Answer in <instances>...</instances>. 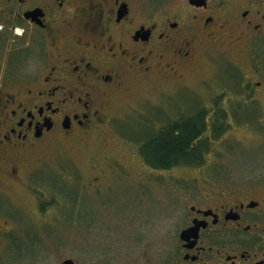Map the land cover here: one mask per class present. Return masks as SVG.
Returning a JSON list of instances; mask_svg holds the SVG:
<instances>
[{
    "label": "flooded vegetation",
    "instance_id": "1",
    "mask_svg": "<svg viewBox=\"0 0 264 264\" xmlns=\"http://www.w3.org/2000/svg\"><path fill=\"white\" fill-rule=\"evenodd\" d=\"M4 41L11 48L0 55V178L23 185L43 147L82 140L108 120L118 92L163 76L185 95L170 126L202 127L185 157L166 168L148 163L149 134L135 141L147 182L140 198L128 199L131 217L148 216V172L170 174L179 206L167 261L130 264H264V156L246 173L240 166L216 173L208 156L225 130L235 137L247 126L264 136V0H176V11L144 18L132 0H0V49ZM205 58L219 76L187 85ZM29 248L0 246L16 258L0 264H35L20 261Z\"/></svg>",
    "mask_w": 264,
    "mask_h": 264
},
{
    "label": "rangeland",
    "instance_id": "2",
    "mask_svg": "<svg viewBox=\"0 0 264 264\" xmlns=\"http://www.w3.org/2000/svg\"><path fill=\"white\" fill-rule=\"evenodd\" d=\"M132 2L142 18L158 11H176V0ZM8 43L1 44L0 55L11 48ZM225 68L236 70L229 65ZM196 70L198 75L194 70L187 84L193 88L203 85L202 80L219 76L217 64L206 58ZM162 78L150 86L133 82L131 92H118V97L107 103L108 120L92 126L82 140L43 147L40 155L29 161L23 185L0 178V246L30 247L20 250V261L35 264H55L64 258L99 264H130L160 256H165L163 263L167 261L179 206L170 174L158 177L148 172L149 186L154 189L142 196L149 204L147 217L132 218L128 212L132 206L128 199L140 198L147 182L137 169L143 162L135 152L139 146L135 141L146 133L148 137L156 135L181 113L179 102L185 95L176 94V85L173 89L172 83ZM231 131L225 130L222 139L211 145L213 153L208 156L216 173L226 170L224 166L244 167L238 173H246V167L258 165L264 156V136L247 126L237 128L235 137L226 136ZM139 225L145 227L143 231ZM14 257L12 251H5L0 261Z\"/></svg>",
    "mask_w": 264,
    "mask_h": 264
},
{
    "label": "trees",
    "instance_id": "3",
    "mask_svg": "<svg viewBox=\"0 0 264 264\" xmlns=\"http://www.w3.org/2000/svg\"><path fill=\"white\" fill-rule=\"evenodd\" d=\"M202 125L190 122L182 126H167L148 138L145 154L149 164L173 166L178 157H185L189 139L198 133Z\"/></svg>",
    "mask_w": 264,
    "mask_h": 264
},
{
    "label": "water",
    "instance_id": "4",
    "mask_svg": "<svg viewBox=\"0 0 264 264\" xmlns=\"http://www.w3.org/2000/svg\"><path fill=\"white\" fill-rule=\"evenodd\" d=\"M68 261H70V260H68ZM93 264H95V263H93Z\"/></svg>",
    "mask_w": 264,
    "mask_h": 264
}]
</instances>
